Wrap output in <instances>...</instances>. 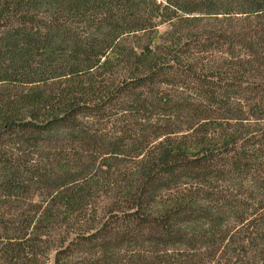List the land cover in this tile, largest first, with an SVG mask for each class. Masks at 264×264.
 I'll return each mask as SVG.
<instances>
[{
	"label": "trees",
	"instance_id": "16d2710c",
	"mask_svg": "<svg viewBox=\"0 0 264 264\" xmlns=\"http://www.w3.org/2000/svg\"><path fill=\"white\" fill-rule=\"evenodd\" d=\"M164 21L163 45L127 42ZM3 83L36 88L0 96V197L27 179L58 192L0 212V264L37 258L40 225L72 220L96 187L111 217L68 230V260L95 248L80 264H264V0H0ZM60 143L72 160L93 144L101 174L40 168Z\"/></svg>",
	"mask_w": 264,
	"mask_h": 264
},
{
	"label": "rangeland",
	"instance_id": "374dc122",
	"mask_svg": "<svg viewBox=\"0 0 264 264\" xmlns=\"http://www.w3.org/2000/svg\"><path fill=\"white\" fill-rule=\"evenodd\" d=\"M172 21H164V23L159 26L157 29L153 31L139 32L134 35H130L127 37V42L133 43L134 46L137 47L138 52L141 50L148 51L151 48H155L157 46L163 45L164 41L167 37L166 33L170 30ZM30 88L35 89V86H26V85H15V84H0V96L2 95H22L29 94ZM24 140L23 144H21L23 151L27 154L32 155L36 152V149L31 147V144L28 142V136L22 137ZM66 145V142H62ZM56 146V144H49L40 148V155L36 157L41 161L43 166H39L40 168H45L51 171H59L58 168H66V171L72 173L73 177L79 178L78 182L85 181L86 179L93 178L97 174H101L99 172V161L97 158V150L93 144H85L80 149L71 150V154L78 155V153L84 152V157L80 159L74 158L69 159L65 158V151L61 148V144ZM103 150L101 151V155L103 154ZM52 156L56 158L54 160V164L48 162V157ZM79 156V155H78ZM20 157V156H19ZM129 159V158H128ZM128 159H126L128 161ZM18 160V159H17ZM22 162V159L21 161ZM26 162V160H24ZM48 163L46 166L45 164ZM79 171H83V174L78 173ZM56 173V172H52ZM57 174V173H56ZM27 177V176H25ZM86 177V178H85ZM27 183V187L23 189V192H15L14 198L7 200L5 197H0V212L3 210L7 216L12 213H16L19 210H28L35 211L39 205H42L43 201H48V199H52V194H55L53 187L51 188L50 183H43L42 181H29L28 179L25 181ZM56 185V184H51ZM98 187L96 189H90L86 192V196L82 203V209L71 210V218L57 216L54 219H47L46 222L40 225L38 231L41 233H45V236L42 237V241L39 246L37 245L34 248V253L37 254V258L32 256L29 259H20V260H7L3 264H56V249H64V253L61 255V263H67V261H71L70 264H80V262L84 259L88 261L95 260L99 253L95 251V248H91L92 251H88L86 253L85 250L76 249L72 254V259L68 260V250H65L69 243L72 241V237H74V233L78 231L81 224L88 223V225H97L100 222L104 221L111 217V213L109 212L110 208L108 205L112 202L113 196L110 195V198L104 192H98ZM58 192V191H57ZM56 192V193H57ZM106 193V192H105ZM42 194H47L48 197L45 198ZM20 197V198H17ZM29 199V200H28ZM47 199V200H46ZM32 201V204L29 201ZM24 206V207H20ZM110 207V206H109ZM51 234L49 235V231ZM74 232L70 234L69 237H66L65 233L67 231ZM65 236V237H64ZM76 243L74 242L73 247L75 248ZM38 250V251H37ZM69 264V262H68Z\"/></svg>",
	"mask_w": 264,
	"mask_h": 264
}]
</instances>
